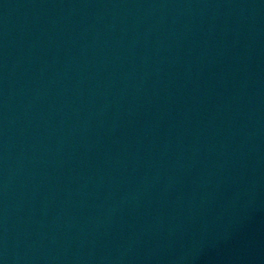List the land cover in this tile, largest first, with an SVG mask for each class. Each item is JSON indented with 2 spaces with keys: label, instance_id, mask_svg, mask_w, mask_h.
Masks as SVG:
<instances>
[{
  "label": "water",
  "instance_id": "obj_1",
  "mask_svg": "<svg viewBox=\"0 0 264 264\" xmlns=\"http://www.w3.org/2000/svg\"><path fill=\"white\" fill-rule=\"evenodd\" d=\"M0 264H264V0H0Z\"/></svg>",
  "mask_w": 264,
  "mask_h": 264
}]
</instances>
